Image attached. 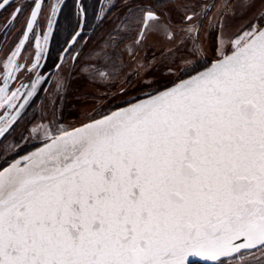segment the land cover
<instances>
[{"label":"snow or ice","instance_id":"6c2138e0","mask_svg":"<svg viewBox=\"0 0 264 264\" xmlns=\"http://www.w3.org/2000/svg\"><path fill=\"white\" fill-rule=\"evenodd\" d=\"M10 3L0 0V10ZM32 5L26 31L43 0ZM124 7L116 30L136 31L137 45L163 35L194 49L197 63L203 50L208 64L146 100L53 130L42 148L0 166V264H187L192 255L228 264L257 249L264 264V0L259 8L257 0ZM212 8L206 47L199 21ZM17 55L8 57L12 70L4 65L0 91L21 67ZM9 131L0 127V141Z\"/></svg>","mask_w":264,"mask_h":264},{"label":"flooded vegetation","instance_id":"af4514ba","mask_svg":"<svg viewBox=\"0 0 264 264\" xmlns=\"http://www.w3.org/2000/svg\"><path fill=\"white\" fill-rule=\"evenodd\" d=\"M37 2H40V0H37ZM212 2H216V0H209V3ZM112 4L116 6L104 17V12L107 7ZM257 4H259V0H257ZM21 5L23 6L22 12L18 17H13L12 13L14 9ZM53 5L56 6V9H58L57 11H53ZM102 5L104 6L103 8ZM82 6L86 8V16L79 14ZM32 7V0H11L9 6L0 10V20H3L6 24H10L11 22L17 24L15 29L9 28L6 31L0 29V36L2 33H5V38L2 41V45H0V57L1 51L8 41V37L14 35L16 37V42L9 55L8 52L5 54L4 59L12 56L13 52L18 51L20 55L15 56L14 60L21 66L18 71L13 73V77L8 79L7 92L0 91V98H7L12 95L11 89L14 81L19 84L20 87L23 85L19 90L23 89L27 84L33 83V81L36 82V92L32 95L33 101L30 103V109L28 108L32 110L25 116L23 122L16 127L13 133L11 132L17 118L16 113L13 111L10 113L8 112V120L1 126L9 127L10 131L7 138L0 141V166H5L6 161L11 162V160H14L19 155L45 143L48 140L47 137L51 135L46 134V127L40 123L39 128L34 129V134L31 133L29 128H26L29 124L35 123L36 120L41 122V119L37 118V116L41 115L40 109L35 106H43L46 99L50 97L53 99L52 106L53 102H55V104L58 103V107L62 109L63 113L61 116L69 112L70 102H68L67 99H65L67 101L65 103L62 102V100H57L56 94H54L57 92V81L59 79L65 84V93L68 86L73 83V80L78 75H82L84 80L87 79L89 82H94L102 88H107L108 85L115 84L118 76L124 74V68L121 63L114 62L118 57L114 56L113 52L119 48L118 46L123 42L122 40L124 37L132 36L134 32L116 30L117 25H121L124 13L127 11L124 7V0H43V10L34 22L33 29L26 31ZM50 17L52 18L51 23L49 22ZM207 17L208 15L199 21L200 31H203L204 21L207 20ZM115 21H118L114 29L116 39L111 41L108 39L105 31L108 27L111 29ZM194 23H196V21H194ZM214 25L210 26L211 33L214 32L213 28H211ZM200 31L199 34L201 36L202 32ZM77 32H79L78 36L76 35ZM46 33L48 34L47 40L44 39ZM74 36L76 37L75 40L73 39ZM99 48H101L102 51H99ZM204 55L199 58V63L196 62L195 64L182 68L177 79L172 81L170 79L161 82L155 81L154 83L156 85L151 83L153 87L149 89L154 93L188 76L193 67L199 70L202 69L203 66L208 64V60L204 58ZM37 57H39V67L34 69L33 65L36 64ZM73 57L77 58L73 60ZM210 58L214 59V57ZM168 59L169 62H171L169 56L165 57L164 66H166ZM86 65L88 67H86ZM85 68L92 69L86 72L84 70ZM8 70H12L11 62L8 63ZM82 72L84 73L82 74ZM97 72L102 74V77L96 76V78H91V75H97ZM74 87H77L76 83ZM142 87L137 85L133 90H136L134 91L136 94H140L143 92L140 90ZM3 88L4 84L1 82L0 78V89ZM142 89L144 90V88ZM125 92L126 87L120 88L117 94V97L120 98H112L111 102H115L118 99L122 100V96ZM140 97L143 96L139 95L135 99ZM118 103L117 105L113 103V107H110V111L125 105L127 102ZM52 120L56 125L54 126L51 124L53 130L59 123L56 117H52ZM46 126H48L47 122ZM11 135H13L12 138L13 140L15 139L14 141L21 143L14 146V150H12L8 144L5 145V141L9 139ZM43 135L47 137L45 138Z\"/></svg>","mask_w":264,"mask_h":264},{"label":"rangeland","instance_id":"374dc122","mask_svg":"<svg viewBox=\"0 0 264 264\" xmlns=\"http://www.w3.org/2000/svg\"><path fill=\"white\" fill-rule=\"evenodd\" d=\"M217 4L221 3V0H216ZM257 4V8H259ZM217 8L211 9L210 12H208L207 20L204 21L203 25V31L201 33V36L199 34L200 41L204 42V45L206 47H211L214 32H210V26L214 25L217 15ZM118 21L114 22V26L110 29L107 28L106 35L109 40H115V27L117 25ZM118 26V25H117ZM17 27L16 23L11 22L5 23L3 20H0V29L6 31L7 29H15ZM213 28V26L211 27ZM111 37V39H110ZM5 38V33H2L0 36V45H2V41ZM137 38V32L134 31L132 36L124 37L123 42L119 44V48L117 50H114L113 54L114 56H117L118 58L114 60L116 63H121L124 68V74L119 75L118 78L115 81V84L108 85V87H101L100 85L89 82L87 79L84 80L82 78V75H78L74 80L73 83H71L68 86V89H66V93L64 91L65 84L62 83V80H58L57 84L60 85L59 88H57V92L60 95L63 96L62 102H67L65 99L70 102L71 105H69V112H67L65 115L61 114L63 113L62 109L59 108V104L56 103L55 107L52 106V101L49 97V99H46L43 106H35L36 108L39 107L41 115L37 116V118L41 119V122H38L37 120L35 123L29 124L26 128H29L31 133L34 134V129L39 128V123L44 125L46 127V134H54L53 130H59L62 128L70 129L72 127H75L81 122H87L89 119V116L91 118H97L102 115H105L110 112V107H113V103H130L132 101H135L136 97L139 95L146 96L152 93V91L149 89L152 86V84L156 85L154 82H161L163 80L170 79L175 80L177 79L179 72L176 71L177 68L180 70L184 67L190 66L192 64L196 63V59L190 54V51H193L194 49H191L190 46L184 44V45H178L176 41H170L168 39H165L163 35L158 34H152L149 35L146 40H144L141 44L137 45L135 43V40ZM179 35L177 36V41L179 40ZM16 37L14 35L8 37V41L6 42L5 46L3 47L1 51V67H0V78L1 82L3 80V75H6L4 65L7 64V70H8V58L4 59L5 54L8 52V55L10 51H12L14 43L16 42ZM103 47V46H102ZM101 47V48H102ZM99 48V51H102V49ZM196 56L200 58L202 55H204L203 50H195ZM121 52V55H120ZM12 53V52H11ZM120 56V61H119ZM122 56V58H121ZM169 56V59L167 60L166 66L163 65L165 63L164 58ZM115 58V57H114ZM164 67H163V66ZM92 68H85L84 70L86 72L90 71ZM84 72H82L83 74ZM102 77V74H99L97 72V75L92 74L91 78ZM131 79V80H130ZM133 79V80H132ZM76 83V88L74 87V84ZM152 83V84H151ZM143 87L140 88L143 92L140 94H136V90H133L136 86ZM32 83L27 84L23 89L19 90L17 93V96L15 99H12L9 101L7 98H0V127L3 126L6 121L8 120L7 114L8 112H15L16 113V122L15 126L12 128V133L16 129L17 126H19L25 116L29 114V112L32 110H29L30 103L33 101V97H27L25 102V98H21L22 94L26 93L27 91L32 90ZM148 86V87H147ZM11 87V86H9ZM122 87H126V92L123 94L122 100L118 99L115 102H111L112 98H120L117 97V94L119 92V89ZM21 88L19 84H17L15 81L12 84L11 93L16 92L17 89ZM106 88V89H105ZM64 91V93H63ZM131 91V92H130ZM36 92V87L35 91ZM67 95V98H66ZM54 96V95H53ZM47 98V97H46ZM87 98L91 103H89L87 106H84L81 104V101L83 99ZM141 98V97H140ZM139 99V98H138ZM118 103V104H119ZM126 103V104H127ZM58 104V105H57ZM19 105H24L23 108H20ZM29 108V109H28ZM34 108V107H33ZM94 108V111L92 109ZM86 109L88 111V115H85ZM112 111V110H111ZM107 112V113H106ZM105 113V114H104ZM52 117L58 120V126L55 127L52 130V125L56 126L53 123ZM63 117V118H62ZM46 122L48 123V126H46ZM44 123V124H43ZM49 127V128H48ZM45 134V135H46ZM43 135V136H45ZM13 135L10 136L9 139L5 141V145L8 144V146L14 150V146H17L18 144L16 141L12 138ZM47 136H45L46 138ZM9 141V143H8ZM29 151V150H28ZM262 259V253L259 249H257L254 252H243L240 256H238L235 261L231 260L229 258L228 264H259V262ZM212 264V263H203V262H194L191 264Z\"/></svg>","mask_w":264,"mask_h":264},{"label":"water","instance_id":"95a60500","mask_svg":"<svg viewBox=\"0 0 264 264\" xmlns=\"http://www.w3.org/2000/svg\"><path fill=\"white\" fill-rule=\"evenodd\" d=\"M200 70H203V68L200 69ZM187 78H188V76H186V77H184V78H182V79H187ZM178 82H179V80L176 81L175 83H178ZM175 83H173V84H171V85H169V86H167V87H165V88H163V89H161V90H159V91H163V90L166 89V88H170V87H172ZM157 92H158V91H156V92H154V93H151V94H149V95L143 96V97H141V98H139V99H137V100H135V101H132V102H130V103H127V104H125V105H123V106H121V107H118V108H116V109H114V110L108 112L107 114H110L111 112L116 111V110H118V109H120V108H126V107H128L130 104H135V103H138V102H140V101H142V100H146L149 96L154 95V94H156ZM107 114H105V115H107ZM102 116H104V115H102ZM102 116L97 117V118H95V119H100V118H102ZM87 122H88V121H87ZM80 126H81V124H79V125H77V126H75V127H80ZM68 130H71V128L68 129ZM47 142H48V140H47L45 143H47ZM45 143H43V144H41V145H39V146H37V147H35V148L29 150L28 152L24 153L22 156H20V157H18V158H16V159H20L21 157H23V156H25V155H28V154H30V153L35 152L37 149L42 148V147L44 146ZM5 166H7V165H5ZM194 262L212 263L211 261H208V260H206V259H204L203 257H200V256H195V255L189 256L188 261H187V264H191V263H194Z\"/></svg>","mask_w":264,"mask_h":264},{"label":"bare ground","instance_id":"6f19581e","mask_svg":"<svg viewBox=\"0 0 264 264\" xmlns=\"http://www.w3.org/2000/svg\"><path fill=\"white\" fill-rule=\"evenodd\" d=\"M27 152H28V151H27ZM25 153H26V152H25ZM22 155H23V154L19 155L18 157H20V156H22ZM18 157H17V158H18ZM15 159H16V158H15ZM15 159H14V160H15Z\"/></svg>","mask_w":264,"mask_h":264},{"label":"trees","instance_id":"16d2710c","mask_svg":"<svg viewBox=\"0 0 264 264\" xmlns=\"http://www.w3.org/2000/svg\"><path fill=\"white\" fill-rule=\"evenodd\" d=\"M198 264H201V263H198Z\"/></svg>","mask_w":264,"mask_h":264}]
</instances>
